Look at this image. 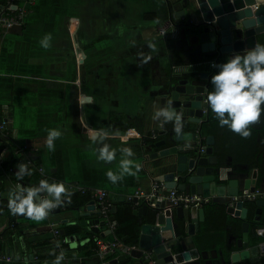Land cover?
<instances>
[{"label":"crops","instance_id":"obj_1","mask_svg":"<svg viewBox=\"0 0 264 264\" xmlns=\"http://www.w3.org/2000/svg\"><path fill=\"white\" fill-rule=\"evenodd\" d=\"M176 1L171 0L168 6L165 0H12L10 8L15 4L16 8L25 6L28 10L22 26L0 34V118L6 120L7 126L1 138L11 142L15 152L20 148L17 153L24 156L33 171L32 182L41 174L51 182L61 181L65 185L103 187L110 192L112 201L125 199L138 187L147 189L152 178L162 180L168 189L162 163L171 161L175 153L159 152L173 145L182 150L187 141L176 140L173 122L154 119L155 111L167 104L161 92L170 75L192 79L202 71L215 74L219 70L215 65L237 53L202 51L200 41L194 37L202 26L199 23L202 17L195 12L190 21L187 15L175 20L172 4ZM6 2L3 0L0 4L4 6ZM48 34L50 46L45 48L41 41ZM150 41L156 44L157 51L148 47ZM147 56L151 59L144 63L143 57ZM210 86L203 99L204 120L197 125L183 116L182 131L197 132V139L202 136V144L211 136L213 153L228 172L226 177L239 179V193L244 178H253L261 198L264 194V115L251 128L249 138L241 137L227 126L221 127L207 103V94L213 90ZM53 128L62 132L55 141L54 151L46 146L47 130ZM93 129L110 133L105 143L116 150V159L111 163L98 159L100 145L89 138V130ZM154 131L157 134L152 137ZM130 132L137 136H131ZM122 147L132 148L135 155L130 159L141 167L139 171L133 167L134 175L125 174L114 183L106 173L111 170L119 174ZM7 155L8 150L0 164V264H52L61 252L64 253L61 264H100L96 242L89 247V238L66 231L75 222L89 228L87 220L94 217L82 216L79 211L68 208L87 204L89 200L82 202V199L88 195L70 190L71 202L64 198L59 210L51 211L40 222L12 215L8 198L18 184L15 173L10 170L13 166L4 162ZM30 186L38 185H25ZM76 196L82 199L73 202ZM205 197L208 200L202 205L204 220L199 222L194 234V238L201 240L198 249L207 250L208 257L201 258L202 262L210 259L209 251L215 249L218 257L221 252L225 255L228 264L227 249H237L244 222L249 223L250 243L264 239V230L259 233V229H264V205L257 214L258 198L243 201L247 208L243 218L227 210L235 196ZM127 201H132V213L141 222L139 231L143 223L153 221L148 215L156 207L147 205V213L138 214L133 210L146 203ZM116 211L113 203L111 216L115 219L111 220L115 235ZM95 220L99 222V231L95 233L111 238L113 233L105 228L104 221H98L97 214ZM173 220L180 225V236H186L183 220L175 212ZM52 221L57 222L55 235L49 226ZM89 249L92 254H87ZM130 252L117 248L105 258L112 261ZM260 257L261 261L255 264H264V253ZM122 260L125 258L115 264H138L136 258L120 263Z\"/></svg>","mask_w":264,"mask_h":264},{"label":"water","instance_id":"obj_2","mask_svg":"<svg viewBox=\"0 0 264 264\" xmlns=\"http://www.w3.org/2000/svg\"><path fill=\"white\" fill-rule=\"evenodd\" d=\"M165 1L169 6L171 0ZM0 3H3V0H0ZM172 5L176 10L175 20H178L180 16L187 15V20L190 21L192 13L195 12L202 17L199 22L202 26L199 31L196 30L197 36L194 37L200 41V48L204 52L218 50L223 54L238 53L254 47L256 43L264 44V0H177ZM11 7L16 8V5L12 4ZM185 7H188L187 11H185ZM4 8L5 6L0 4V11ZM213 74V72L202 71L198 76L195 73L196 77L192 79H179L170 75L169 82L161 92V96L166 100V103L169 100L172 102L171 107L181 117L185 116L188 120L199 125L204 120L202 118L204 114L203 99L205 92L212 85L211 76ZM174 137L176 140L185 139L187 145L182 150L178 149L177 145H173L159 152V154L175 153L171 161L162 163L166 169L163 179L168 181L166 182L167 188L177 186L179 189H187L192 193H200L205 196L225 194L237 196L239 194V179L226 177L228 172L219 163L217 155L213 153L211 136H208L203 147L198 142L195 131H182L180 134L176 133ZM161 143H165V140H162ZM226 179L227 181L224 182ZM255 187L253 178L248 176L244 178L243 188H249L252 191ZM133 200L135 201L136 198ZM243 203L240 199H232L227 206L228 212L245 218L247 208ZM255 203L258 205L256 213H261L264 194L261 198L256 199ZM68 208L71 211H79L82 216L94 217L87 220V225L90 230L99 231V226L94 225L97 222L95 220L97 212L93 200L83 206ZM57 210L59 207L53 209L52 212ZM147 210L148 206L144 204L133 211L145 214ZM154 210L157 211L153 214V221L145 222L140 227L138 248L132 249L129 254L123 253L113 259V262L124 259L127 255L136 258L138 264H145L141 258L142 249H150L154 253L156 264H226L225 255L221 252L218 257L215 249L209 251L210 259L201 261V258L208 257L207 250L198 249L201 240L194 238V234L198 231L199 222L204 220L203 206L180 205L173 208L161 198ZM174 212L178 218L183 220L186 236H180V225L177 222L175 224L173 220ZM111 218L115 219V216L112 215ZM248 228L249 223L244 222L243 235L238 239L237 249H227L228 264H255L261 261L260 254L264 253V239L250 243ZM124 262L126 261H120V263Z\"/></svg>","mask_w":264,"mask_h":264},{"label":"clouds","instance_id":"obj_3","mask_svg":"<svg viewBox=\"0 0 264 264\" xmlns=\"http://www.w3.org/2000/svg\"><path fill=\"white\" fill-rule=\"evenodd\" d=\"M50 34L46 35L41 44L47 48L50 46ZM148 47L157 51L156 44L149 42ZM151 56L143 57L147 63ZM218 71L211 76L213 90L207 94V103L221 127L227 126L232 132L243 138L251 136V128L261 122L264 115V44L256 43L254 47L247 48L230 56L226 62L219 65ZM169 100L167 106L155 111L154 119H162L164 123L173 122L174 131L182 132L181 115L171 107ZM46 146L49 150H55V141L62 136L59 129H48ZM110 133L106 130H89V138L93 143L99 144L98 159L111 163L116 159V150L105 143ZM122 153L119 174L109 170L106 175L112 182L122 179L125 174L134 175L132 168L139 171L141 165L133 162L131 157L135 154L131 147L119 149ZM15 175L23 178L31 175L26 163L17 165ZM72 192L64 182L41 179L38 186L25 187L16 185L15 190L10 191L8 209L12 215L26 216L40 222L45 220L49 213L64 203V198L71 202ZM55 255V252L50 253ZM64 253L56 256L52 264H61Z\"/></svg>","mask_w":264,"mask_h":264},{"label":"built area","instance_id":"obj_4","mask_svg":"<svg viewBox=\"0 0 264 264\" xmlns=\"http://www.w3.org/2000/svg\"><path fill=\"white\" fill-rule=\"evenodd\" d=\"M12 0H7L5 8L0 11V34L8 30L14 26H22L25 21V17L27 15V8L25 6L17 7L15 10L10 8V4ZM214 64V62H212ZM206 100V99H205ZM205 110V108H204ZM6 120L0 121V137L3 136L6 132ZM157 133L154 131L151 133L152 137H154ZM129 135V134H128ZM131 136H137L134 132H130ZM202 136H199L198 142L202 144ZM8 147V146H7ZM7 147H0V164L2 162L4 152L7 150ZM201 147V148H202ZM20 148H16V152H18ZM11 172H15L13 167L10 168ZM39 170H42V167H39ZM256 172V168H254ZM254 172V173H255ZM255 178V175H253ZM17 184H21L19 180H17ZM69 190L81 191L86 193L89 196V201L93 200L97 212L98 221L105 222V228H107L110 232H114L115 225L111 220V212L113 209V201L111 199L110 192L103 187L98 186H81L79 184L69 183L66 185ZM261 192L258 188L254 190H249V188H243L241 192L235 196L234 199L250 200L256 199L260 197ZM136 198V202L142 200L150 207H156L159 199L163 198L165 201L171 206H202L208 200L207 197L203 196L199 193L187 192L184 190H180L176 187H171L166 189L163 181L157 178H152L150 180L149 186L147 189H143L141 187L136 188L132 193L126 195V200H132ZM57 222H50V230L55 235L57 234ZM94 225H99V222L94 223ZM264 229H259V233ZM98 255L101 258L100 264H115V262L108 260L105 258L107 253H113L117 248L126 249L125 251L130 252V249L137 248L134 246L124 245L117 236L113 233L111 238H106L103 236H98L95 239ZM141 258L145 262V264H156L154 253L150 249H143Z\"/></svg>","mask_w":264,"mask_h":264},{"label":"trees","instance_id":"obj_5","mask_svg":"<svg viewBox=\"0 0 264 264\" xmlns=\"http://www.w3.org/2000/svg\"><path fill=\"white\" fill-rule=\"evenodd\" d=\"M0 121H1V118H0ZM2 138L0 137V147L8 146L7 147L8 155L4 158V162H5V164H9V165L13 166V168L15 170H18L17 165L20 163H26V160H25L23 155H20L17 152H15V150H14L15 146H13L11 142L7 141L6 139L3 140ZM148 140H151V139H148ZM28 168L31 171V175H25L22 179L18 178L15 175L16 179L19 180L20 182H22L23 184H24V181H26V184L39 185V181L41 179H47L48 180V178L46 176H43V175L41 176V174H40V176H38V177L35 176V178L32 182L30 180V177H34V176H32L33 171H32L30 166H28ZM49 182H51V181H49ZM26 184H24V186ZM79 199H82V198L79 196H76V197L72 198V201L76 202ZM87 200H89L88 196H86V197L84 196L82 199V202L87 201ZM131 202L132 201H127L125 199H121L120 201H113V203L116 204V206H117L116 217H117L118 224L116 226V231H115L116 235H117L118 239H120L121 242L124 243V245H129V246L135 245L137 243V238H138V233H139V225L141 224V222L138 221L137 215H134L132 213V203ZM171 207H173V206H171ZM156 211L157 210H151L150 209L151 213H149L148 216L153 217V214H155ZM66 231L69 233H75V234L81 235L84 238H89V240L87 242L89 244V247H91V246L93 247L95 244L96 237L100 236L99 233H95L94 231L90 230L89 228H86V226H81L79 222H75L74 224H71L68 227H66ZM91 249H89L87 251V254H92ZM130 259H131L130 256H126L125 261H129Z\"/></svg>","mask_w":264,"mask_h":264}]
</instances>
